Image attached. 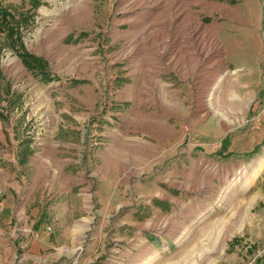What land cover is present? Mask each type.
<instances>
[{"label":"rangeland","instance_id":"374dc122","mask_svg":"<svg viewBox=\"0 0 264 264\" xmlns=\"http://www.w3.org/2000/svg\"><path fill=\"white\" fill-rule=\"evenodd\" d=\"M162 4L185 12L175 23L166 17L162 23L157 18ZM0 5L19 21L25 49L44 59L55 79L43 83L14 53L2 49L0 133L17 130L20 139L28 141L59 128L53 140L64 144L44 148L35 139L31 160L36 166L21 168L16 157L10 162L0 159V177L1 170L14 179L44 176L47 160L58 164L60 158H74L80 154L76 146L96 141L102 127L126 133V99L139 94V87L126 86L124 76L131 58L145 70L150 63L138 59L156 58L158 30L170 37H164L165 42L174 41L171 36L179 32L200 36L187 45L175 39L179 54H164L153 67L194 68L197 82L185 88L187 100L181 108L204 113L212 122L220 120L234 144L232 153L210 154L214 161H202L201 153L188 155L179 146L169 160L177 159L176 167H169L167 158L163 165L171 173L164 185L173 192V209L165 206L151 214L145 208L132 216L121 210L105 218L93 214L74 242L53 249L67 261L63 264H264V0H0ZM209 7L212 13L205 12ZM221 30L258 35V87L252 85L254 78L241 76L245 72L239 65L250 62L248 54L231 56L218 50L213 38ZM206 31L212 36L210 64L208 59L203 63L200 51ZM148 50L151 53H145ZM81 167L86 174L91 169L86 161ZM124 216L131 220L124 223ZM21 224L15 234L31 233L23 232Z\"/></svg>","mask_w":264,"mask_h":264},{"label":"crops","instance_id":"0c3cea01","mask_svg":"<svg viewBox=\"0 0 264 264\" xmlns=\"http://www.w3.org/2000/svg\"><path fill=\"white\" fill-rule=\"evenodd\" d=\"M159 5L157 18L162 23L164 17L165 21L175 23L185 12L174 5ZM211 8L205 12L212 13ZM208 33L206 31L203 35L205 42L202 47L199 45L197 48H200L203 55V63L208 59L210 64L213 51L212 36ZM248 35L245 37L243 30L235 34L221 30L213 39L218 50L226 55L250 56V62L239 65L245 72L241 76L254 78L252 85L258 87L260 72L256 65L260 52L259 37L254 32ZM164 37V31H156L155 38L159 40V48H155L156 58L138 59L140 63H150L146 70L138 69V62L134 64L131 58L133 50L129 53L130 67L124 76L128 81L126 86L139 87V94L126 99L129 102L124 112L126 133L118 132L120 129L102 127L96 141L84 143L82 140L81 146H76L80 154H73L74 158H60L58 164L47 160L43 169L44 176L36 174L34 177L16 176L14 179L9 172L1 170L0 264L67 262L60 254H54L53 249L74 242L75 234L85 229L93 220V214L105 218L121 210L131 216L145 208L151 214L165 206L172 210L173 207L169 205L173 192L164 184L171 178H165L171 174L169 167L173 168L178 162L177 159L169 161L172 158L171 152L181 145L188 155L199 152L203 155L202 161H214L210 154L218 152L227 139L224 124L220 120L212 122L206 119L204 113L197 115L194 111H184L180 105L187 100L183 95L185 88L196 85L194 68L188 64L180 68L153 67L164 54L175 51V56L179 54L181 48H176L178 43L175 39L181 38L184 42L180 45H187L188 40L197 41L200 36L196 38L194 33L185 31L177 33V37L171 36L174 39L172 42H165ZM207 37L210 40L208 46ZM245 39L250 40V44ZM137 51L142 53L140 48ZM180 60L182 62V58ZM207 73L210 78V72ZM147 86L155 89L144 90ZM61 131L59 128L51 129L43 134V138L32 137L28 143L20 139L21 134L17 130L6 129L0 133V159L2 162H10L16 157L21 168L35 167L31 159L34 155L32 146L36 140L44 148L64 146L59 140H53ZM25 134L31 135L29 132ZM228 140L227 154L235 151L230 149L234 145L232 140ZM166 158L172 163L163 169ZM84 161L91 168L87 174L81 167ZM37 169L41 171L40 167ZM163 188L171 194L167 195ZM130 220L124 216V223ZM19 221L22 223L19 228L31 233H23L22 236L15 234Z\"/></svg>","mask_w":264,"mask_h":264},{"label":"trees","instance_id":"16d2710c","mask_svg":"<svg viewBox=\"0 0 264 264\" xmlns=\"http://www.w3.org/2000/svg\"><path fill=\"white\" fill-rule=\"evenodd\" d=\"M24 19V17H23ZM8 49L21 61L24 68L34 76H40L43 83L48 84L55 79L48 72L47 62L39 57L30 54L24 47L21 40L20 24L15 15L0 5V58L2 49ZM229 146L228 138L224 141L219 150L223 155ZM257 146L252 153L254 154Z\"/></svg>","mask_w":264,"mask_h":264},{"label":"bare ground","instance_id":"6f19581e","mask_svg":"<svg viewBox=\"0 0 264 264\" xmlns=\"http://www.w3.org/2000/svg\"><path fill=\"white\" fill-rule=\"evenodd\" d=\"M198 30H199V29H198ZM194 32L196 33L197 31L194 30ZM187 249H188V247H187ZM189 252H191V251L189 250ZM192 252H193V251H192ZM202 252H203V251H202ZM191 256H193V255H191ZM201 257H202V256H201ZM179 260L181 261V259H179ZM179 260H178V261H179ZM179 264H180V263H179ZM183 264H188V260L185 261V262H183Z\"/></svg>","mask_w":264,"mask_h":264},{"label":"built area","instance_id":"2783aa9c","mask_svg":"<svg viewBox=\"0 0 264 264\" xmlns=\"http://www.w3.org/2000/svg\"><path fill=\"white\" fill-rule=\"evenodd\" d=\"M21 230V229H18V231Z\"/></svg>","mask_w":264,"mask_h":264}]
</instances>
